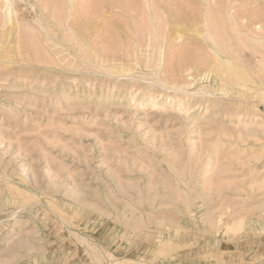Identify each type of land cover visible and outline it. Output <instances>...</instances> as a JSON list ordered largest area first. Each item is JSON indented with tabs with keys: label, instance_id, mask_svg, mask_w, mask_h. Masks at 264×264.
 <instances>
[{
	"label": "rangeland",
	"instance_id": "374dc122",
	"mask_svg": "<svg viewBox=\"0 0 264 264\" xmlns=\"http://www.w3.org/2000/svg\"><path fill=\"white\" fill-rule=\"evenodd\" d=\"M45 3L0 52V264H264V0Z\"/></svg>",
	"mask_w": 264,
	"mask_h": 264
},
{
	"label": "bare ground",
	"instance_id": "6f19581e",
	"mask_svg": "<svg viewBox=\"0 0 264 264\" xmlns=\"http://www.w3.org/2000/svg\"><path fill=\"white\" fill-rule=\"evenodd\" d=\"M16 0H4V4L3 5H1V7H0V11L4 14V16L6 17L5 19H6V24L7 23H12V26L9 28V30H8V34H7V38H6V41H1V37H0V52L4 49V47H5V45L6 44H8V43H10V41L14 38L13 37V32H12V29H13V27H14V22H13V20H12V13H13V6H14V2H15ZM44 3H45V0H44ZM53 3V2H52ZM33 4V3H32ZM48 5V4H47ZM33 6H34V4H33ZM44 6H46V3H45V5ZM55 6V5H54ZM46 7H49V6H46ZM57 7V6H56ZM55 7V8H56ZM160 8V7H159ZM159 8H157V9H159ZM57 9V8H56ZM226 9V8H225ZM35 10H36V8H35ZM207 10V9H206ZM59 11V10H58ZM159 10H157V12H158ZM229 13H228V12ZM227 13L228 14H232L231 12V10L227 7ZM159 14H161L160 12H158ZM204 13V12H203ZM208 13V12H207ZM163 14V13H162ZM150 15V14H149ZM59 16V15H58ZM203 16H204V14H203ZM154 17H156V16H154ZM205 17V16H204ZM164 18V17H163ZM162 19V18H161ZM165 19V18H164ZM5 21V20H4ZM165 21V20H164ZM153 24V23H152ZM161 25V24H160ZM1 26V25H0ZM157 26V25H156ZM207 26V25H206ZM158 27V26H157ZM156 27V28H157ZM162 27L160 26V29H161ZM262 27L260 26L259 27V29H261ZM163 29V28H162ZM161 29V30H162ZM20 30V29H19ZM1 32V31H0ZM21 32L19 31V33H17V37H16V39L19 41V42H17V45L16 46H18V48H20L21 47V43H22V41H23V39H22V41L20 40L21 39V35H26L25 34V32H23V34H20ZM20 35V36H19ZM27 35H28V33H27ZM29 36V35H28ZM30 36H31V34H30ZM29 36V37H30ZM27 36H25V38H26ZM33 37V36H32ZM34 37H35V34H34ZM29 39V42H30V38H28ZM20 41H21V43H20ZM27 42H28V40H26ZM26 41H25V44H26ZM32 41V40H31ZM18 44H20V46L18 45ZM27 45V44H26ZM31 45V44H30ZM31 47V46H30ZM34 47H35V45H34ZM34 47H32L33 48V51H34ZM18 48H16L15 47V49H18ZM23 48V47H22ZM25 49V50H24ZM23 50L24 51H26V53H27V50H26V48H24ZM29 49V48H28ZM35 49H37V48H35ZM19 50V49H18ZM20 50H21V48H20ZM23 50L21 51L22 53L21 54H23ZM32 50V49H31ZM31 50H29V51H31ZM5 52V51H4ZM16 52H19V51H16ZM25 52H24V55L26 54ZM30 52H28V54H29ZM35 53H38V52H36V50H35ZM33 54L32 56H34L35 55V60L36 61H38L39 62V60H40V62H41V60H43V59H45L44 57H42V55L40 56V57H38V54ZM17 54H19V53H17ZM21 54H19V56L21 55ZM27 54V55H28ZM31 54L32 53H30L29 54V56H31ZM39 54H40V52H39ZM219 54V53H218ZM24 55H22V58H24ZM36 55H37V57H36ZM28 58L29 57H27V60H28ZM43 58V59H42ZM15 59V58H14ZM14 59H12V57H10V58H8V59H6L5 61L7 62V63H16L17 61L16 60H14ZM0 60H2L1 58H0ZM25 60V59H24ZM44 61V60H43ZM228 61H230V60H228ZM234 64V63H233ZM235 75L237 76V75H239L237 72H235ZM183 87V86H182ZM210 219V218H209ZM206 220V219H205ZM213 221V220H212ZM240 221H241V219H240ZM215 223H217L218 224V221L217 222H213L212 223V225L213 224H215ZM196 225H198V222H196L195 223ZM192 226V225H191ZM208 228V227H207ZM217 228V227H216ZM193 229V228H192ZM170 233V232H169ZM218 233V232H217ZM218 237V236H217ZM219 238H220V236H219ZM172 240V239H171ZM167 242L166 241H163V240H161L160 241V244H166Z\"/></svg>",
	"mask_w": 264,
	"mask_h": 264
}]
</instances>
